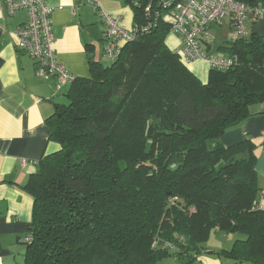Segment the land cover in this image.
I'll return each instance as SVG.
<instances>
[{
    "label": "trees",
    "instance_id": "obj_1",
    "mask_svg": "<svg viewBox=\"0 0 264 264\" xmlns=\"http://www.w3.org/2000/svg\"><path fill=\"white\" fill-rule=\"evenodd\" d=\"M147 4L132 1L133 28H149L115 60L105 58L102 38L112 63L91 58L90 76L76 77L69 104L48 120L59 149L27 185L34 214L25 264H160L170 256L192 264L214 229L244 236L218 255L264 264L253 143L221 142L264 103V36L220 45L238 63L210 68L204 83L167 45L170 24L149 16Z\"/></svg>",
    "mask_w": 264,
    "mask_h": 264
},
{
    "label": "crops",
    "instance_id": "obj_2",
    "mask_svg": "<svg viewBox=\"0 0 264 264\" xmlns=\"http://www.w3.org/2000/svg\"><path fill=\"white\" fill-rule=\"evenodd\" d=\"M45 1L54 8L53 30L59 62L76 77H89L91 58L104 61L105 25L95 12L92 0ZM132 1L101 0V5L113 16L120 17L123 27L131 29L134 26ZM27 20L25 10L11 16L6 6L0 9V264H25L26 238L34 214V198L27 185L37 173L43 156L59 149L51 140L48 120L58 105L64 104L71 86L59 87L56 78L38 76L34 60L18 50L15 32ZM218 25H227L232 31L229 17ZM252 34L264 36V18L248 20L246 37ZM166 42L174 51L179 48L177 37L171 33ZM188 68L202 82H207L210 67L205 61H196ZM250 110L252 116L227 132L221 142L226 147L245 141L253 143L259 188L256 207L264 210V103L254 104ZM238 239L244 236L212 230L205 251L192 264H233L228 256L218 253L230 251ZM160 264L179 263L170 256Z\"/></svg>",
    "mask_w": 264,
    "mask_h": 264
},
{
    "label": "built area",
    "instance_id": "obj_3",
    "mask_svg": "<svg viewBox=\"0 0 264 264\" xmlns=\"http://www.w3.org/2000/svg\"><path fill=\"white\" fill-rule=\"evenodd\" d=\"M148 0L146 11L154 19L162 18L170 24V33L179 41L176 50L187 64L205 61L210 68L228 70L238 63L236 55L211 52L215 38L209 33L213 24H222L227 17L231 19L232 34L230 41L246 38L248 20L264 18L262 2L252 4L244 0ZM139 5V0H134ZM95 12L104 22V56L115 60L120 56L124 44L135 40L140 31L148 26L127 29L122 26L121 18L113 16L101 5V0H92ZM6 6L11 16L25 10L28 20L20 25L16 32L17 48L30 56L36 63V73L44 79L56 78L59 87L71 85L76 79L59 62L55 49V35L52 14L54 8L45 0H0V9ZM157 9V10H156Z\"/></svg>",
    "mask_w": 264,
    "mask_h": 264
},
{
    "label": "rangeland",
    "instance_id": "obj_4",
    "mask_svg": "<svg viewBox=\"0 0 264 264\" xmlns=\"http://www.w3.org/2000/svg\"><path fill=\"white\" fill-rule=\"evenodd\" d=\"M210 34L216 39L215 44L212 47L211 52H216L217 55H222V51H217L218 46L227 42L228 38L231 37L232 31L229 30L227 25L220 26L218 24H213L212 27L209 29ZM112 63L111 60H104L103 64L105 66L110 65ZM64 104H69V100L65 98ZM163 244L158 245V248H161Z\"/></svg>",
    "mask_w": 264,
    "mask_h": 264
},
{
    "label": "water",
    "instance_id": "obj_5",
    "mask_svg": "<svg viewBox=\"0 0 264 264\" xmlns=\"http://www.w3.org/2000/svg\"><path fill=\"white\" fill-rule=\"evenodd\" d=\"M247 155V153L243 154L242 156L245 157Z\"/></svg>",
    "mask_w": 264,
    "mask_h": 264
}]
</instances>
